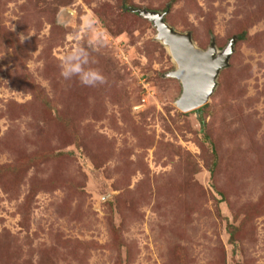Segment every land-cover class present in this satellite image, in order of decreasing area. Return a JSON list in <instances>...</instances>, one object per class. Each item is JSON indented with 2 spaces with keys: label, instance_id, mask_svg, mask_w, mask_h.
Listing matches in <instances>:
<instances>
[{
  "label": "rangeland",
  "instance_id": "1",
  "mask_svg": "<svg viewBox=\"0 0 264 264\" xmlns=\"http://www.w3.org/2000/svg\"><path fill=\"white\" fill-rule=\"evenodd\" d=\"M136 10L233 41L198 113ZM0 264H264V0H0Z\"/></svg>",
  "mask_w": 264,
  "mask_h": 264
},
{
  "label": "water",
  "instance_id": "2",
  "mask_svg": "<svg viewBox=\"0 0 264 264\" xmlns=\"http://www.w3.org/2000/svg\"><path fill=\"white\" fill-rule=\"evenodd\" d=\"M135 12L153 24L156 38L167 47L175 63V70L167 75L181 84V94L175 102L177 109L185 113L203 106L211 94L218 71L226 67L233 41L230 40L221 54L214 58L211 44L205 51L197 50L187 33L173 32L165 25L161 15Z\"/></svg>",
  "mask_w": 264,
  "mask_h": 264
},
{
  "label": "clouds",
  "instance_id": "3",
  "mask_svg": "<svg viewBox=\"0 0 264 264\" xmlns=\"http://www.w3.org/2000/svg\"><path fill=\"white\" fill-rule=\"evenodd\" d=\"M88 51L83 47H76L69 51L61 61V76L65 80L78 79L86 87H96L106 83L101 72L92 68Z\"/></svg>",
  "mask_w": 264,
  "mask_h": 264
},
{
  "label": "trees",
  "instance_id": "4",
  "mask_svg": "<svg viewBox=\"0 0 264 264\" xmlns=\"http://www.w3.org/2000/svg\"><path fill=\"white\" fill-rule=\"evenodd\" d=\"M199 111H200V108L196 109L194 112H197L198 113ZM199 122L202 125V121L200 120V118H199Z\"/></svg>",
  "mask_w": 264,
  "mask_h": 264
}]
</instances>
